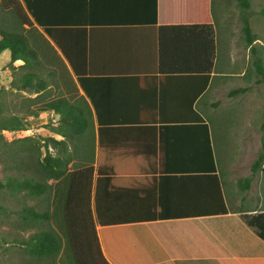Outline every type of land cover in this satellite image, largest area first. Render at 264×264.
Here are the masks:
<instances>
[{"label": "crops", "instance_id": "obj_1", "mask_svg": "<svg viewBox=\"0 0 264 264\" xmlns=\"http://www.w3.org/2000/svg\"><path fill=\"white\" fill-rule=\"evenodd\" d=\"M216 1L220 10L237 4ZM28 2L40 24L34 26L49 30L43 36L70 79L67 87L59 84L58 94H73L72 101L81 102L89 119L87 147L92 151L82 162L92 167L89 210L104 260L264 264V238L242 218L264 212L263 162L251 174L256 154L249 174L234 181L240 188L235 190L221 172L211 135L216 112L224 115L221 123L231 133L242 132L237 147L261 149L264 108L256 111L252 105L258 98L250 84L258 79L250 73L246 85L235 87L244 91L228 93L234 96L228 104L238 108L210 110L221 104L215 96L225 76L214 71L211 0L207 13L215 55L204 89V0ZM253 43L247 44L251 53L257 51ZM4 51L0 55L9 59ZM47 135L61 140L49 130ZM249 175L245 186L242 180Z\"/></svg>", "mask_w": 264, "mask_h": 264}, {"label": "trees", "instance_id": "obj_2", "mask_svg": "<svg viewBox=\"0 0 264 264\" xmlns=\"http://www.w3.org/2000/svg\"><path fill=\"white\" fill-rule=\"evenodd\" d=\"M236 2L243 12L241 32L246 44L251 45L257 37L251 32L248 24L246 15L249 8L248 0H236ZM203 9L202 26L205 29L207 49L203 50L206 65L200 74L202 79L200 89L206 86L215 55L214 32L207 13V0H204ZM0 10L8 12L13 19V26L20 28L17 31L0 27V52L7 50L9 53L8 66L11 72L9 87L16 91L33 93V101L38 100L48 86L58 88L61 84L62 87H67L70 82L69 76L42 33L43 31L48 34L49 30L43 26L42 31H39L34 26L33 23L40 24L28 0H0ZM164 28L167 27H160V29ZM15 61L19 63L14 65ZM260 62V59H257L253 64L256 66ZM255 69L261 77H264L263 68L255 67ZM79 83L82 85L80 80ZM242 91L244 87H238L229 94ZM73 96V94L68 97L58 94L48 100H39L38 105L34 108H26L22 115L13 113L0 115V141L3 139L2 130L15 132L26 129L30 124L24 116H37L40 112H52L57 115L55 124L50 121L46 127L51 133L61 137L59 140L50 135L42 136L41 144L34 146L38 152L39 147H42V154L39 152L41 157L32 158V164L23 163L22 172H26V175L6 177L0 182V188H5L8 193L24 192L31 198L48 199V206L45 209L37 210L27 206L22 207L18 212V218L24 223L42 220L48 224L47 228L34 232L21 241L23 251L30 257L37 259L56 257L62 264H108L101 254L89 210L92 167L89 162H82L88 154L91 156L92 149L87 147V144L92 139V133L87 131L89 119L81 108V102L78 100L73 102ZM196 116L200 119L198 115ZM29 139L24 137L18 141ZM73 154L80 162L70 168L68 162ZM263 158L264 142L261 143V149L251 164V174L260 168ZM30 166L32 170L29 169ZM250 179V175L243 178L242 182L245 186H248ZM242 218L258 236L264 238V212L243 214Z\"/></svg>", "mask_w": 264, "mask_h": 264}, {"label": "rangeland", "instance_id": "obj_3", "mask_svg": "<svg viewBox=\"0 0 264 264\" xmlns=\"http://www.w3.org/2000/svg\"><path fill=\"white\" fill-rule=\"evenodd\" d=\"M218 5L216 0H211L210 10H212L217 40L214 71L225 73V76L222 77L224 86L220 88V92L215 96L218 98V103L221 104L215 103L210 107V110L218 109L223 111L228 108H238L232 102L228 104V99L234 97L228 93L239 84L246 85L247 80L245 78L251 73L258 79L257 84H250L251 92L256 94L258 98L252 102V105L256 111H260L264 108V77H261L256 72L255 67L264 69V52L260 51V48L264 46V0H250V8L247 15L251 31L257 37L253 43V46L257 48L255 53H251L247 49V44L241 32V16L243 14L242 12L240 13L239 6L236 3H232L227 5L224 10H220ZM12 22L11 15L0 10V27L19 31L20 28L13 26ZM4 52L8 56V52ZM255 57H258L261 61L256 66L253 64ZM14 64L17 63L15 62ZM10 76L8 58L0 55L1 116L12 113L22 115L26 108H34L38 105L37 102L39 100H48L58 94V90L50 86L41 93L38 100L33 101V93L16 91L9 87ZM224 100H227V102ZM212 116L214 122H211V135L217 161L220 164L223 175L230 179L232 188L239 191L238 183L236 184L234 181L249 174V166L260 150V146L258 148L240 149L239 146L237 147L238 143L236 140L242 132L236 130L235 133H231L230 127L226 123H221V121L226 122L224 115L220 117L219 113L214 112ZM56 118V115L49 116L47 113L40 112L37 116H24V119L30 124L26 129L15 132L1 131L3 142L0 141V182L6 177L26 175V172H22L23 163L32 164V158L41 157L39 152L42 154V147H39L38 152L34 146L41 144L40 138L48 133L46 126ZM217 120H219L218 123ZM256 130L259 131L258 128ZM24 137H29L30 139L18 141ZM261 137L264 139V132L261 133ZM7 156H10V158H7ZM71 157L69 167L73 168L77 165L78 160L74 154ZM262 162L264 165V158ZM29 169L32 170L31 166ZM27 206L42 210L48 206V199L31 198L26 196L24 192L8 193L5 188H0V264H62L58 262L56 257L54 259H37L30 257L23 251L21 241L27 239L34 232L43 230L48 226L42 220L34 223L21 221L18 218V212L22 207Z\"/></svg>", "mask_w": 264, "mask_h": 264}, {"label": "built area", "instance_id": "obj_4", "mask_svg": "<svg viewBox=\"0 0 264 264\" xmlns=\"http://www.w3.org/2000/svg\"><path fill=\"white\" fill-rule=\"evenodd\" d=\"M2 131H6V130H2Z\"/></svg>", "mask_w": 264, "mask_h": 264}]
</instances>
